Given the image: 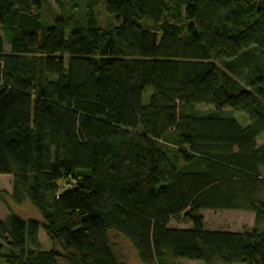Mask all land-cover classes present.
Segmentation results:
<instances>
[{"label": "trees", "instance_id": "obj_1", "mask_svg": "<svg viewBox=\"0 0 264 264\" xmlns=\"http://www.w3.org/2000/svg\"><path fill=\"white\" fill-rule=\"evenodd\" d=\"M0 29V264H129L120 238L138 264H264V0H0Z\"/></svg>", "mask_w": 264, "mask_h": 264}, {"label": "rangeland", "instance_id": "obj_2", "mask_svg": "<svg viewBox=\"0 0 264 264\" xmlns=\"http://www.w3.org/2000/svg\"><path fill=\"white\" fill-rule=\"evenodd\" d=\"M49 1L51 3L54 2V0H49ZM80 1L81 3L85 2V0H80ZM99 20L102 21L101 23H99L100 26H105L107 24L106 17L102 13L99 16ZM2 34H3L2 30L0 29V35ZM6 46L8 49V45ZM150 91H152V88H148L144 92L143 95L144 103L149 102L148 95L150 94ZM200 108L207 109L206 106ZM237 118L241 120L243 125L246 126L248 124V120L246 117H244V115L237 116ZM261 141L262 142L264 141V137L261 139ZM12 191H13V176L0 174V221L3 220L9 212L8 207L4 202V199H8L10 201L11 199L10 195ZM29 204L32 205L31 203ZM28 205L18 206L16 210L23 216H31V214L34 213L33 210L34 208L32 209V207ZM201 213L204 217L205 227L211 230L244 231L246 229H251L255 225V213L249 210L203 209ZM170 226L177 228H188L191 225L185 223L183 221L182 216H179V217H173L171 219ZM39 239L43 249H50L52 247V242L42 227L39 231ZM117 241L119 242L122 256L128 260L129 264H138V262L134 258L132 248H130L129 244L125 242L124 239L122 238L117 239ZM178 263L205 264L203 261H199V260H179Z\"/></svg>", "mask_w": 264, "mask_h": 264}]
</instances>
